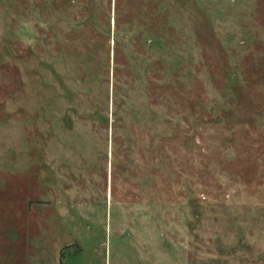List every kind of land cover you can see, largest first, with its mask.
<instances>
[{"label":"rangeland","instance_id":"obj_1","mask_svg":"<svg viewBox=\"0 0 264 264\" xmlns=\"http://www.w3.org/2000/svg\"><path fill=\"white\" fill-rule=\"evenodd\" d=\"M68 243L264 264V0H0V264Z\"/></svg>","mask_w":264,"mask_h":264},{"label":"crops","instance_id":"obj_2","mask_svg":"<svg viewBox=\"0 0 264 264\" xmlns=\"http://www.w3.org/2000/svg\"><path fill=\"white\" fill-rule=\"evenodd\" d=\"M57 212H61V211H58L57 210ZM54 213L55 212L52 211V214H54ZM47 217H48V215H47ZM47 217L45 218L46 219L45 222L48 220ZM49 224H50V222L48 223V225ZM58 227L60 228V230L59 231L58 230H55L54 231V235L62 234L63 228H62L61 223L58 224ZM109 227H110V224H109ZM74 229H75V227H74ZM82 233H84V229L82 230ZM77 242L80 244V248H77V250H79L80 253H83L84 252V249L83 248H86V247L87 248H90L92 251L95 250V252L99 250L98 248H99L100 240L97 237L92 238L91 241L89 240L88 237H85V238L81 237V239H77ZM92 242H96V245H93ZM47 243L50 244L49 240L46 241L43 245L46 246ZM70 245H71V243H68L66 245H57V250H55L56 251V254L54 256L55 264H57V263L60 264L61 263L60 261H61V259L63 257V253L62 252H63V250L66 247H68Z\"/></svg>","mask_w":264,"mask_h":264}]
</instances>
